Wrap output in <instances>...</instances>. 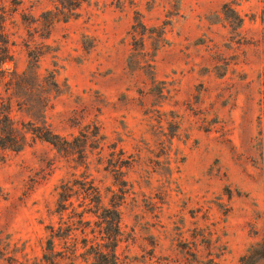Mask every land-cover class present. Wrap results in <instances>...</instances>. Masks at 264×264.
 Instances as JSON below:
<instances>
[{
    "label": "rangeland",
    "instance_id": "obj_1",
    "mask_svg": "<svg viewBox=\"0 0 264 264\" xmlns=\"http://www.w3.org/2000/svg\"><path fill=\"white\" fill-rule=\"evenodd\" d=\"M6 48L59 146L0 147V264H264V0H0Z\"/></svg>",
    "mask_w": 264,
    "mask_h": 264
},
{
    "label": "trees",
    "instance_id": "obj_2",
    "mask_svg": "<svg viewBox=\"0 0 264 264\" xmlns=\"http://www.w3.org/2000/svg\"><path fill=\"white\" fill-rule=\"evenodd\" d=\"M12 56L10 54V51L6 48L3 49L0 53V67L4 65L7 60H11ZM12 85V83H11ZM14 85V84H13ZM18 85V83H17ZM15 88V86H14ZM6 105H8V108L6 111L11 110L13 105V100H9L6 102ZM0 117H2V120H0V147L2 149H10L15 151H20L25 148L27 144V138L26 135L28 133H32L33 137L35 139H39L41 141H46L55 147L59 146V142L57 141L58 137L53 136L49 134V132H44L40 129H30L28 132H21L18 127L15 125L13 120L10 118L9 115L0 114ZM51 248L50 251L54 250V241H50ZM100 259H96L95 264H117L116 261V255L113 252L110 253H99ZM72 259V264L78 263L79 256H78V247L76 246L75 249L72 252V255L70 257ZM89 260H85V263Z\"/></svg>",
    "mask_w": 264,
    "mask_h": 264
}]
</instances>
